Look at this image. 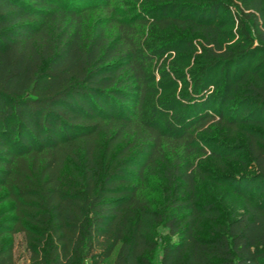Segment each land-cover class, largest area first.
<instances>
[{"label":"trees","instance_id":"obj_1","mask_svg":"<svg viewBox=\"0 0 264 264\" xmlns=\"http://www.w3.org/2000/svg\"><path fill=\"white\" fill-rule=\"evenodd\" d=\"M129 1L0 0V264H264V0Z\"/></svg>","mask_w":264,"mask_h":264},{"label":"rangeland","instance_id":"obj_2","mask_svg":"<svg viewBox=\"0 0 264 264\" xmlns=\"http://www.w3.org/2000/svg\"><path fill=\"white\" fill-rule=\"evenodd\" d=\"M82 3H87V5H92L88 10L91 16L98 17V16H111V15H123L126 13L127 10H137V11H144L138 6V2L131 3L129 0H79ZM60 3H64L65 0H59ZM93 2V3H92ZM90 3V4H89ZM99 4H104V7H101ZM127 9V10H126ZM126 10V11H125ZM124 17H127L124 15ZM129 17V16H128ZM161 185V181L157 178L149 179L148 183V191L149 195L155 197L156 199L159 198V187ZM209 187V186H208ZM212 187V186H211ZM210 188V187H209ZM208 189H205V193H208ZM232 194H229V198H233ZM9 202L1 201L0 202V214L3 212L2 210L8 208ZM10 213H4L0 215V222L3 218L9 216ZM157 236L159 239L165 236V231L161 228H157ZM13 243H14V253L16 256L21 257L24 255V251L21 244L20 234L15 233L13 234ZM3 238H6L3 236Z\"/></svg>","mask_w":264,"mask_h":264}]
</instances>
